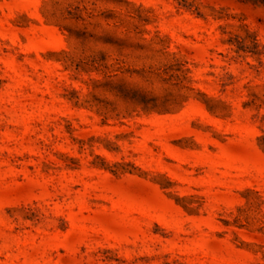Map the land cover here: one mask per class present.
Instances as JSON below:
<instances>
[{"label":"rangeland","instance_id":"374dc122","mask_svg":"<svg viewBox=\"0 0 264 264\" xmlns=\"http://www.w3.org/2000/svg\"><path fill=\"white\" fill-rule=\"evenodd\" d=\"M0 264H264V0H0Z\"/></svg>","mask_w":264,"mask_h":264}]
</instances>
